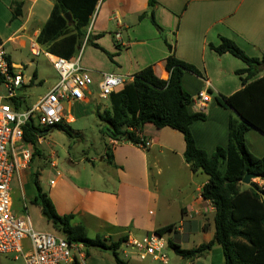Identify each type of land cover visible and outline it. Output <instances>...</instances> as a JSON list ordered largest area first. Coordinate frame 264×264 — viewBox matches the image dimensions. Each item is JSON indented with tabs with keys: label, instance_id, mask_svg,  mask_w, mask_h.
I'll return each instance as SVG.
<instances>
[{
	"label": "crops",
	"instance_id": "crops-1",
	"mask_svg": "<svg viewBox=\"0 0 264 264\" xmlns=\"http://www.w3.org/2000/svg\"><path fill=\"white\" fill-rule=\"evenodd\" d=\"M156 1L153 8L148 6L149 0L97 2L91 24L81 30L83 37H79L71 58L81 55V66L90 73L93 86L83 101L75 103L85 107L93 104L90 99L93 87L95 85L100 89L105 74H116L130 82L138 73L151 67L158 78L166 81L169 78L166 61L169 56L174 55L199 71V74L186 71L181 83L193 97L189 112L207 115L205 121H197L191 125V132L197 147L211 156L217 147L229 145L228 124L236 114L232 109L222 107L219 101L223 97L234 96L243 89L241 78L244 76H240L238 72L246 68L241 60L229 53L217 55L211 45L218 46L222 38H227L234 41L248 57L261 58L264 53V0ZM16 4L21 5L22 11L17 19L14 18ZM55 5L56 0H0V43L5 44V48L8 44L26 48L28 41L37 42ZM152 13L162 31L152 23ZM68 15L70 14L64 15L68 22V33L64 36L77 34L76 23L72 16L69 20L66 17ZM143 15L145 17L141 18ZM116 34L120 36L119 39ZM35 44L49 61V56H57L48 52L53 43ZM94 45H98L103 51ZM169 46L172 47V52L169 51ZM25 66L28 69V65ZM34 73L37 81L38 73ZM261 77H264V69L256 78ZM203 92H208L210 99L200 107L197 99ZM105 101L101 106L96 102V114L110 106L109 99ZM76 122L73 114H66L62 125L70 126ZM53 132L54 130L49 135L40 134L42 141L38 140L39 148L44 144L49 145L55 135ZM140 136L153 141L146 151L129 141L111 144V139H105L102 133L103 153L100 157L93 153L92 157L86 155L80 160L73 158L67 161L68 166L64 165L62 168H59L60 162L54 160V154L48 158L40 149V154L33 155L31 164L20 170L14 178L11 187L14 212L17 215H29L28 203L42 212L40 206L33 204L37 195V175L42 193L52 201L57 213L72 215L73 225L82 224L87 231L94 225L96 232L102 233L97 236L114 241L120 238H126L127 241L130 237L142 240L154 234L157 229L171 225L174 228L163 237L166 238L165 248H169V240L182 250H192L214 241L216 210L201 196L209 178L202 172H192L190 165L186 163L183 135L170 128L161 129L147 124ZM245 137L248 149L256 157H264V135L250 128ZM37 157L40 162L34 170L32 165ZM161 158L165 160L162 168ZM48 163L49 181L41 185L44 166ZM154 170L160 177L167 174L172 180L173 187L167 193L170 196L164 198L157 194L158 189L153 193L151 178ZM155 184H158V179ZM16 190L20 193L19 197ZM16 201L22 204L21 208H17ZM152 206L156 207L157 213L161 210L166 216L176 215L178 222L158 224L157 213L151 209ZM83 250L85 253L84 247ZM118 254L129 264H163L152 257L142 260L134 252L128 253L123 244ZM167 258L169 264H224L225 261L221 247L216 244L193 259H185L175 253ZM82 261L79 263L115 264L110 251L99 256L91 255L90 251V256L85 255Z\"/></svg>",
	"mask_w": 264,
	"mask_h": 264
},
{
	"label": "trees",
	"instance_id": "trees-1",
	"mask_svg": "<svg viewBox=\"0 0 264 264\" xmlns=\"http://www.w3.org/2000/svg\"><path fill=\"white\" fill-rule=\"evenodd\" d=\"M99 0H56V5L48 23L45 24L37 42L52 44L48 52L57 56L71 59L79 37H83L81 30L91 24V17ZM156 0H149L148 6L153 8ZM14 18L22 15L21 5L16 4ZM69 13L75 21L77 34L66 35ZM143 15L141 18H144ZM151 21L162 31L154 15ZM63 39L59 40L60 38ZM94 47L99 48L98 45ZM172 52V47L169 46ZM211 49L219 56L229 53L241 60L246 68L238 72L243 89L234 96L223 97L219 104L230 108L236 113L231 117L229 127V145L217 147L209 156L197 147L191 132V125L197 121H205V113H193L188 110L192 103V96L181 83L182 75L187 71L199 74V71L178 60L174 55L168 57L166 70L168 80L155 75L153 68H147L138 73L130 82H125L109 97L110 106L102 112H97L98 120L103 123L102 133L106 138L118 142L129 141L140 143V132L147 124L157 128H170L181 133L185 139L184 158L190 165L191 171L202 172L209 178L203 187L201 196L215 208L214 224L216 228L215 240L192 250H182L180 246L168 241V246L175 254L193 259L209 251L217 242L224 255V264H264V188L256 185V189L249 187L242 189L246 173L264 181V157H256L249 149L246 133L250 128L264 135V77L256 78L264 69V53L261 58L248 57L234 41L222 38L218 46L211 45ZM102 50V49H100ZM103 51V50H102ZM256 78V79H255ZM36 80L33 74L32 83ZM2 79H0V87ZM67 125V124H65ZM65 130L62 124L43 129L34 124H27L24 128V142L31 147L33 155L40 154L38 137L49 134L53 130ZM106 146V143H105ZM37 195L33 204L40 206L42 215L53 224L63 239L70 244H79L85 248L86 257L91 249L110 251L115 264H129L119 257L118 251L126 238L116 241L103 236L89 238L87 228L73 225L72 215H59L52 201L42 193L35 175ZM174 226L157 229L155 233L164 237ZM73 264H80L75 260Z\"/></svg>",
	"mask_w": 264,
	"mask_h": 264
},
{
	"label": "built area",
	"instance_id": "built-area-1",
	"mask_svg": "<svg viewBox=\"0 0 264 264\" xmlns=\"http://www.w3.org/2000/svg\"><path fill=\"white\" fill-rule=\"evenodd\" d=\"M116 38L120 36L116 34ZM36 44L31 52L39 55ZM59 75V82L48 94L41 97L32 107L25 106V91L32 83L27 74V66L16 63L0 43V79L5 95L0 96V254L12 255L16 264H73L75 260H84L83 246L70 244L63 237L36 231L29 215H17L14 211L11 187L16 174L31 164L32 150L24 142V128L34 122L40 128L47 129L63 124L66 118L63 102L83 101L93 86V80L87 69L80 63L81 55L74 59L49 56ZM123 77L105 74L100 84L99 98L108 100L125 83ZM210 99L208 92L198 96L202 107ZM39 142L42 141L38 137ZM120 143L111 139V144ZM152 140L140 136L135 144L141 150H148ZM128 253L134 252L142 260L152 257L163 264H169L164 253V238L157 233L136 240L127 238L123 243Z\"/></svg>",
	"mask_w": 264,
	"mask_h": 264
},
{
	"label": "rangeland",
	"instance_id": "rangeland-1",
	"mask_svg": "<svg viewBox=\"0 0 264 264\" xmlns=\"http://www.w3.org/2000/svg\"><path fill=\"white\" fill-rule=\"evenodd\" d=\"M36 42V40H33ZM34 42L28 41V46L26 48H22L18 46V44H8L6 45L5 50L10 55L11 59H13L17 63H21V65H28L27 74L32 76L35 71L38 73V80L34 82V84L27 88L25 91V106L28 105L32 107L41 97L45 96L50 92V90L59 82V76L55 71V68L45 57L44 53H40L39 55H34L31 52L30 46ZM34 43V44H35ZM85 47V46H84ZM83 47V48H84ZM32 64V66L30 65ZM4 88H0V96L5 95ZM98 95H100V89L94 85L92 90V95L90 96L93 104L90 106H79L77 103L72 102L69 103L67 101L63 102L64 110L67 115L73 114L77 122L73 125L65 126V130H54L52 140H50L49 145H42L40 149L43 150V153L51 157V154H54V160H58L60 162L59 168H62L64 165L68 166V162L70 159L76 158L80 160L86 155H90L92 157L93 153H96L99 157L103 153V140H102V129L103 125L98 121V116L96 114V108L94 107L97 103L104 105L106 103L105 100L99 99ZM100 101V102H99ZM97 102V103H96ZM71 105H74L71 107ZM101 124V125H99ZM51 134V133H49ZM48 134V135H49ZM251 145V144H250ZM40 159L37 157L34 164L32 165L33 169H36L37 164H39ZM165 160L161 158L160 167L164 166ZM50 164L44 166L45 172L42 176L41 185H44L49 179L47 178L49 173ZM54 177V176H53ZM52 177V178H53ZM156 179H158V184L156 185ZM255 185H258L260 188H263L262 179L257 178L252 180ZM152 183V191L156 193V189L159 192L157 194L162 195L164 198L166 196H170L167 194L170 189L173 187L172 180L164 174L160 177L157 174V171L154 170V173L151 178ZM32 187H34L32 185ZM250 186L244 185L242 189L249 188ZM29 195V191H26ZM18 197L20 196L19 191L16 190ZM173 196V194H172ZM29 204V215L31 217L32 223L36 231H40V233H50L58 236L62 235L55 230L53 224L49 222L43 215L40 213L38 207ZM17 208H21L22 204L19 201H16ZM156 207H151L157 213ZM149 210H147L148 212ZM146 210L144 209V215ZM158 224H165L167 222L177 223L178 219L176 215L172 214L171 216L164 215L161 210L158 211L157 215ZM176 226V225H175ZM95 230V226L91 225L89 228V238H95L98 233ZM102 234V233H99ZM166 241V238L164 239ZM222 250V249H221ZM100 252V253H99ZM105 251H101L99 249H91V255L99 256L103 254ZM108 253V252H107ZM164 253L166 256L170 257L174 256V253L169 249L165 248ZM12 255L0 254V264H16L13 261ZM83 262L82 260H80Z\"/></svg>",
	"mask_w": 264,
	"mask_h": 264
},
{
	"label": "water",
	"instance_id": "water-1",
	"mask_svg": "<svg viewBox=\"0 0 264 264\" xmlns=\"http://www.w3.org/2000/svg\"><path fill=\"white\" fill-rule=\"evenodd\" d=\"M69 20H71V17L70 15L66 16ZM253 179H257V177L254 176V174H251V173H246L245 176H244V179L242 181V183L244 185H248L254 189H256V185L254 184V182L252 181ZM216 245H218V243L216 242L215 243Z\"/></svg>",
	"mask_w": 264,
	"mask_h": 264
}]
</instances>
